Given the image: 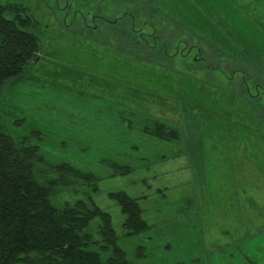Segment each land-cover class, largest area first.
<instances>
[{"label": "trees", "instance_id": "obj_1", "mask_svg": "<svg viewBox=\"0 0 264 264\" xmlns=\"http://www.w3.org/2000/svg\"><path fill=\"white\" fill-rule=\"evenodd\" d=\"M47 2L60 14L61 24L99 29L106 45L166 75L203 70L222 77L226 86L232 81L246 86L241 97L254 106L264 125V70L255 69L259 51L224 17L216 18L219 13L205 0H200L203 11L240 45L234 48L236 55L192 27L172 39L157 34L160 26L153 13L161 8H150L153 13L148 15L145 7L151 0L130 3L114 17L102 14L98 0ZM91 4L88 18L89 9L85 13L83 8ZM50 22L33 0H0V264H168L167 258L166 263L152 261L154 252L171 248V241L152 243L158 231L145 217L143 196L122 189L107 192L117 220L111 206L101 205V170L128 175L167 158L164 153L138 159L136 153L149 136L155 146L172 142L183 147L173 157L179 153L194 160V135L186 129L203 131L201 108L183 101L181 121L155 114L140 95L131 94L142 89L124 73L114 78L85 71L81 79L66 83L33 79L53 32ZM189 38L194 41L190 46ZM212 56L218 65L210 69ZM250 69L256 74L248 79ZM195 213L173 223L184 221L190 228ZM191 255L189 262L175 264H199Z\"/></svg>", "mask_w": 264, "mask_h": 264}, {"label": "rangeland", "instance_id": "obj_2", "mask_svg": "<svg viewBox=\"0 0 264 264\" xmlns=\"http://www.w3.org/2000/svg\"><path fill=\"white\" fill-rule=\"evenodd\" d=\"M98 1L102 14L109 17L123 12L130 3H137V0ZM205 1L219 13L216 18L224 17L244 36V41L259 51L255 69L264 70V0ZM33 4L43 18H50L53 31V37L49 33L46 39L44 60L36 67L33 79L51 78L66 83L74 77L81 79L85 71L114 78L124 73L142 89L131 94L140 95L142 104L155 114L181 121L183 101L202 109L203 131L185 128L187 134L194 135V160L179 153L173 157L172 154L183 147L172 142H165L163 147L155 146L153 137L149 136L146 145L136 153L138 159H152L164 153L168 154L167 158L128 175L111 176V169L101 170V205L111 206L108 209L117 220L114 211L117 209L110 203L107 192L122 189L131 195L143 196L145 217L154 222L158 231L152 243L171 241L170 249L161 250L165 253L154 252L153 263H166L165 258L168 264L189 262L194 254L199 264H264V125L254 106H249L241 97L246 86L234 81L226 86L222 77H214L212 72L207 75L203 70L188 75L176 72L173 76L166 75L141 58L135 60L114 46L106 45L98 34L99 29L89 31L77 22L69 26L61 24L60 14L47 0H33ZM92 6L94 4L83 8L85 13L89 9L88 18ZM157 6L161 9L153 13L150 8ZM146 8L160 26L157 34L165 38L179 37L188 26L205 33L235 55L234 48H240L203 11L200 0H151L150 7ZM70 20L71 16L69 23ZM193 42L190 39L188 45ZM206 43L211 47V43ZM212 58L210 69L218 65L217 58ZM247 63L252 64L249 60ZM164 65L172 64L165 62ZM250 70L248 79L256 74ZM260 82L264 83V78ZM192 212H196L197 217L190 228L184 221L173 223Z\"/></svg>", "mask_w": 264, "mask_h": 264}]
</instances>
